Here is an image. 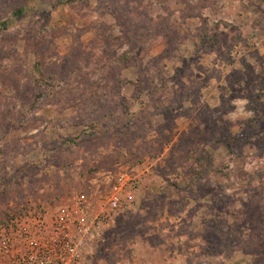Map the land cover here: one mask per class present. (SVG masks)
<instances>
[{
    "label": "rangeland",
    "instance_id": "1",
    "mask_svg": "<svg viewBox=\"0 0 264 264\" xmlns=\"http://www.w3.org/2000/svg\"><path fill=\"white\" fill-rule=\"evenodd\" d=\"M3 18L0 264L61 219L63 239L95 223L84 264H264V0H0Z\"/></svg>",
    "mask_w": 264,
    "mask_h": 264
},
{
    "label": "built area",
    "instance_id": "2",
    "mask_svg": "<svg viewBox=\"0 0 264 264\" xmlns=\"http://www.w3.org/2000/svg\"><path fill=\"white\" fill-rule=\"evenodd\" d=\"M132 181L133 179L124 172L119 173L114 178L107 199V207L110 211H115L120 207L123 201V191L133 187ZM28 215L32 216L33 213L28 211ZM64 221L61 219L60 223H57L55 235L50 243H39L29 251L28 256L13 258L7 264H84L83 254L95 236V223L93 221L89 223L78 222L74 224L75 233L72 235L65 234V239H63L64 235L59 232L65 227ZM12 222H16V218Z\"/></svg>",
    "mask_w": 264,
    "mask_h": 264
},
{
    "label": "trees",
    "instance_id": "3",
    "mask_svg": "<svg viewBox=\"0 0 264 264\" xmlns=\"http://www.w3.org/2000/svg\"><path fill=\"white\" fill-rule=\"evenodd\" d=\"M22 13H23V9H17V10H15L13 12V14H14L15 17H19ZM9 23H10L9 19L3 18L2 20H0V31H2L3 29L7 28L9 26ZM36 70L38 72V77L40 76V78H38V80L43 79L42 78L41 69H39L37 67V65H36ZM40 84H41V82H40ZM249 121H250V125H253V122H254L253 119L250 118Z\"/></svg>",
    "mask_w": 264,
    "mask_h": 264
}]
</instances>
